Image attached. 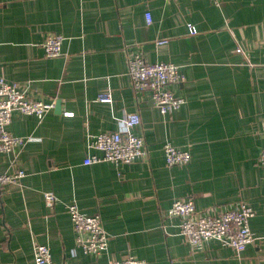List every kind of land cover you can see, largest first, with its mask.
<instances>
[{
	"label": "crops",
	"instance_id": "obj_1",
	"mask_svg": "<svg viewBox=\"0 0 264 264\" xmlns=\"http://www.w3.org/2000/svg\"><path fill=\"white\" fill-rule=\"evenodd\" d=\"M54 34L63 54L48 58ZM136 53L180 66L185 81L169 87L185 99L179 110L162 115L149 91H134ZM1 79L54 107L42 119L12 115L9 131L34 140L0 153V175L24 172L0 187V264H35L37 244L60 264H264V0H0ZM107 94L112 102H101ZM130 113L141 117L134 133L147 156L85 164L101 155L87 136L122 132ZM167 142L189 150L190 163L169 167ZM177 199L213 216L246 203L253 242L240 254L217 240L193 248L167 214ZM73 203L100 214V256L77 244Z\"/></svg>",
	"mask_w": 264,
	"mask_h": 264
},
{
	"label": "built area",
	"instance_id": "obj_2",
	"mask_svg": "<svg viewBox=\"0 0 264 264\" xmlns=\"http://www.w3.org/2000/svg\"><path fill=\"white\" fill-rule=\"evenodd\" d=\"M213 4L220 6L222 0H212ZM148 24L152 23L150 13L146 14ZM192 33H195L192 30ZM64 36L60 34L50 35L43 44L48 58L59 57L63 54ZM161 40L158 44L167 43ZM128 75L132 87L136 93L149 91L154 105L162 115L179 110L185 103V99L176 97L169 89L171 85H180L185 81L180 66L173 63H149L142 54L136 53L128 60ZM101 102L111 103L112 95H103ZM53 104L32 100L25 90L17 84H10L0 80V153H8L15 148H23L32 137H21L12 134L8 127L12 122L14 112L23 115L36 116L39 119L52 110ZM71 116L72 113H65ZM141 124L138 113L126 114L123 119L124 130L122 132H103L95 136H87L90 139V148L101 152V155H90L85 164H99L109 162L114 165H128L138 159L147 156L146 144L143 137L134 133L135 127ZM166 164L169 167H179L190 163L189 150L180 148L167 142L163 147ZM260 164L264 166V150L261 152ZM24 176V172L14 175H0V187L13 183ZM45 202L49 208L54 207L58 198L52 193H45ZM67 211L71 217L76 242L85 253L100 256L108 248V237L104 229L100 214L86 215L80 211L76 204H67ZM169 217L180 219V232L185 236L193 248H200L211 240H217L222 244L233 248L240 254L254 238L251 233L250 222L254 217V210L244 202L217 216L198 212L195 203L191 199H177L167 212ZM35 264H60L56 263L46 245L37 244L34 248ZM140 261L129 257L122 261H113L109 264H139ZM65 264V263H61Z\"/></svg>",
	"mask_w": 264,
	"mask_h": 264
},
{
	"label": "water",
	"instance_id": "obj_3",
	"mask_svg": "<svg viewBox=\"0 0 264 264\" xmlns=\"http://www.w3.org/2000/svg\"><path fill=\"white\" fill-rule=\"evenodd\" d=\"M59 105H57V107H58Z\"/></svg>",
	"mask_w": 264,
	"mask_h": 264
}]
</instances>
